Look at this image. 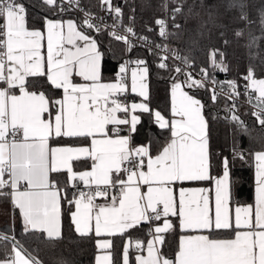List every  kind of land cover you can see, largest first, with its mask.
I'll list each match as a JSON object with an SVG mask.
<instances>
[{"label": "snow or ice", "instance_id": "6c2138e0", "mask_svg": "<svg viewBox=\"0 0 264 264\" xmlns=\"http://www.w3.org/2000/svg\"><path fill=\"white\" fill-rule=\"evenodd\" d=\"M43 3L53 10H68L61 7L64 0ZM100 3L102 11L113 18L109 35L130 50V37L135 33L131 28L124 29V34L117 31L122 9L114 7L112 0ZM67 5L79 9V0H67ZM181 11L179 5L171 9L173 22ZM26 14L22 2L0 0V195L10 196L24 231L40 233L47 240L59 238L66 201L75 231L82 237L88 236L93 226L96 237H113L125 235L142 223L150 225L147 256L138 255L136 264H264V151L253 154L255 203L237 206L233 217L227 159L222 175H209L208 124L200 100L182 91L181 83H173V118L169 121L155 112V122L170 132V138L152 157L147 147H133L130 136L121 134L122 126L129 132L136 130L140 122L137 110L150 112L144 103L128 105L119 98L127 91V64L120 65L115 82H102V53L88 33L102 31L103 18L94 23L92 14L85 11L81 25L46 19L42 31L26 26ZM240 19L247 21V16L242 13ZM155 24L161 37L171 35L164 19H156ZM174 27L179 29L180 25L174 23ZM45 32L46 57L41 51ZM236 35L243 33L237 31ZM216 55L217 50H212L211 67L225 71L223 53H219L220 61ZM173 58L192 67L190 57L174 53ZM167 59L162 57L158 66L167 68ZM132 63L139 67L145 62ZM147 71L146 66L140 67L139 79L135 69L131 74V91L145 99ZM174 71L180 73L182 69L177 66ZM201 74V81L188 74L184 85L207 90L211 83L210 98L216 102L218 82L204 69ZM40 77L62 90V96L51 99L43 91H29V78ZM77 77L82 82H76ZM244 79L248 82L244 94L250 97L249 102L255 100L252 115L264 128V79H257L252 68ZM226 85L231 89L230 98L239 95L235 82ZM220 87L223 91L224 85ZM231 119L243 127L237 115ZM77 167L84 170L77 171ZM61 180L67 187L61 186ZM206 180L215 183L214 211L207 189L183 187L185 182ZM68 187L77 189L71 199L67 198ZM98 198L103 203H98ZM177 228L180 238L171 260L156 245H162L164 234ZM222 232L230 233V238H213ZM0 243L11 245L0 264H41L15 236L0 233ZM96 246L110 249L113 245L111 240L98 239ZM136 248L142 250L141 242H136ZM96 264H113L111 255L98 256ZM123 264H129L128 245Z\"/></svg>", "mask_w": 264, "mask_h": 264}, {"label": "trees", "instance_id": "16d2710c", "mask_svg": "<svg viewBox=\"0 0 264 264\" xmlns=\"http://www.w3.org/2000/svg\"><path fill=\"white\" fill-rule=\"evenodd\" d=\"M27 9V25L32 28L41 27L46 18L74 17L81 25L84 17L75 12L53 10L48 8L43 0H18ZM114 7L122 9L119 23L123 27H131L133 32L147 41L160 44L167 43L172 53L181 57H190L194 70L202 69L209 73L210 78L219 80L224 88L231 91L226 82L233 81L237 92L244 97L242 82L252 68L255 77H264V0H112ZM165 4L168 5L165 8ZM100 0H83L84 11L98 15ZM181 6V13L172 20L171 9ZM247 16V21L241 20V14ZM112 17V16H111ZM110 17V18H111ZM168 20V31L171 33L167 40L159 35L156 19ZM250 21V23L248 22ZM179 24L180 28L174 27ZM85 32L88 30L85 28ZM241 31L243 35L237 36ZM97 41L102 53L101 73L104 79H115L120 65L124 64L126 56L132 66L136 59L143 58L149 73V95L146 99L150 112L142 114V124L138 130L131 133L134 145L146 144L150 154L158 153L169 140L170 132L159 128L153 120V110L156 109L164 116H170V85L174 80L183 82V72L177 73L176 64L169 60L167 68H160L161 56L146 48L131 45L126 53L123 43L102 31L88 33ZM212 50H217L216 59L221 60L223 53L225 71L211 67ZM28 88L45 92L49 97L59 93L46 81L45 77L29 78ZM198 96L204 107V116L208 124V143L210 159V176L219 175L223 171V161L227 159L230 174V202L232 205L246 204L253 201L254 196V161L253 154L264 150V128L252 115V110L240 104H234L228 97L217 95L218 100H211L212 91L209 87L188 88ZM235 105L233 108L232 105ZM237 115L243 127L238 126L231 117ZM66 141H60L65 143ZM242 154V158H241ZM81 167H77V170ZM189 182L188 184H205ZM61 180V186H65ZM74 188H69L67 198L71 199ZM8 195H0V205L8 203ZM172 221L178 223L175 217ZM147 223L125 235L113 236V264H119L123 242L129 239L132 243L141 242L148 237ZM15 238L42 264H94L96 253V236H80L71 221L69 206L65 201L61 215V236L54 240L44 239L40 233L25 232L18 225L13 229ZM179 228L175 232L164 235V243L160 246L162 255L173 259L177 247ZM230 233L222 232L213 237H229ZM11 251V245L0 243V259H5L6 252Z\"/></svg>", "mask_w": 264, "mask_h": 264}, {"label": "crops", "instance_id": "0c3cea01", "mask_svg": "<svg viewBox=\"0 0 264 264\" xmlns=\"http://www.w3.org/2000/svg\"><path fill=\"white\" fill-rule=\"evenodd\" d=\"M48 20H57V21H68V20H71L75 23H77L76 19L74 17H71V16H67V17H58V18H46ZM45 19V20H46ZM45 20H44V23L42 24L41 27H37V28H32V27H29L27 25V19H26V26L32 30V29H39V30H44L45 29ZM78 24V23H77ZM45 35V39L42 41V53L45 55H47V39H46V32L44 33ZM91 36V35H90ZM92 39H94L93 36H91ZM97 46H98V43H97ZM98 49H99V46H98ZM100 51V49H99ZM101 52V51H100ZM101 65H102V60H101ZM146 65H140L139 67L134 64L132 66H130L129 68V77H128V84H127V90L129 92V97H130V102H129V105L132 104V103H144L148 106V108L150 109L148 103L146 102V99L140 95H138V93H133L131 91V74H132V71L135 69L138 73V79H139V68L140 67H145ZM147 67V66H146ZM148 70V68H147ZM116 79L112 78V79H104L102 78V82L104 83H111V82H115ZM76 82H82V80L77 77L76 78ZM144 83L147 84V91H148V95H149V73L147 71V75H146V78L144 80ZM173 83H181L182 84V91H185L187 92L189 95L193 96L194 98L198 99L201 101V103L203 104L202 100L194 95L189 89L188 87H186L184 85L183 82H181L180 80H174L171 85H170V116L169 117H166L164 116L161 112V115L165 117L166 120H171L173 117L171 115V107H172V86H173ZM29 91H35L37 93L41 92L42 90H38V89H30L29 88ZM18 94V93H17ZM47 95V94H46ZM48 96V95H47ZM62 96V90H59V93L53 97H49L51 99H58ZM120 98V97H119ZM158 111L156 109L153 110L152 114H153V120L155 122V112ZM204 111V108L202 109V114L204 115L203 113ZM143 113H146V112H142V111H139L137 110V112L135 113L137 116H139L140 118V122L137 124L136 126V130L139 129V127L141 126L142 124V114ZM205 118V116H204ZM206 120V119H205ZM155 124L159 127V125L155 122ZM124 127V131L121 133L122 135H126V136H130V143L133 147H140V146H144V147H147L146 144H139V145H134V143L132 142V137H131V133L133 132H129L128 131V128L127 126H122ZM160 128V127H159ZM135 130V131H136ZM134 131V132H135ZM55 143V142H54ZM264 151V150H262ZM257 152H260V151H257ZM255 152V153H257ZM159 153V152H158ZM158 153H155V154H151L152 157H155ZM208 157H209V143H208ZM147 158H145L146 160ZM253 161H254V196H253V201L250 202V203H246V204H236V205H232L231 202H230V208H231V211H232V214H233V217H234V212H235V208L237 206H240V207H245V206H250V205H254L255 203V172H256V161L254 159V156H253ZM84 170L83 168H79L77 171H82ZM146 170V169H145ZM223 173V171H222ZM215 175L213 177H218L220 175ZM209 175H210V159H209ZM7 178V177H6ZM207 181V180H206ZM189 182H185L183 184V187L185 188H205L209 191V195H210V203H211V206L213 208V211H214V207H215V183H214V180H211L209 183H205V184H188ZM65 184V183H64ZM62 187H67V185L65 186H62ZM71 188V187H69ZM76 191L77 189L74 188ZM7 190V189H6ZM146 191V188L144 189ZM176 191H177V195H178V191H179V185L177 186L176 188ZM8 203L7 204H3V205H0V225L4 224V223H7V224H10L12 226V229H15V227L18 225H21L22 227H24L22 221H21V218H20V214H19V210L17 208H15L11 202V198L10 196H8ZM97 202L98 203H103V200L101 198H98L97 199ZM72 211H75V208L73 207L72 208ZM71 217V216H70ZM172 220V218H171ZM72 221V220H71ZM74 226V225H73ZM74 229H75V226H74ZM92 234H94V226H93V231L90 232ZM95 235V234H94ZM165 235V234H164ZM113 237H109V236H101V237H96V241H95V245H96V242L97 240H104V239H108V240H111L112 241V245H113ZM179 238H180V234L178 236V243H179ZM213 238H221V239H226V238H230L229 237H213ZM152 239V236L149 235V232H148V237L146 240L144 241H141V244H142V250L141 249H137L136 248V243H132L129 239H125V241L123 242V245H122V249H121V254H120V262L119 264H123V256H124V249H125V246L128 245V256H129V264H136V257L138 255H143V256H147V248H146V245H147V242ZM160 244H157L156 247L160 249ZM110 254L111 255V258H112V261H113V254H112V248L110 249H98L97 246H96V253H95V256H94V264H96V258L98 256L100 257H103L104 255H108ZM176 255V253H175ZM175 255L173 257L172 260L175 259ZM0 260H3V259H0Z\"/></svg>", "mask_w": 264, "mask_h": 264}, {"label": "built area", "instance_id": "2783aa9c", "mask_svg": "<svg viewBox=\"0 0 264 264\" xmlns=\"http://www.w3.org/2000/svg\"><path fill=\"white\" fill-rule=\"evenodd\" d=\"M61 7H68V10L67 11L78 13V14L82 15L85 18V16H84V12L85 11H80L79 10V9H83L84 10V8H83V0H79V9L78 8H75V7L68 6L67 5V0H64V4L61 5ZM100 17L103 18V23L101 24V27L107 29L108 31H111L110 26L113 24V18L107 12L102 11L101 5H100L99 14L98 15H92L93 22L94 23H100V21L97 19V18H100ZM164 20L167 22V24H169L167 18H165ZM119 25H120V23H119ZM105 26H109V27H105ZM126 28H131V27H123V26L120 25V27L117 28V31L120 34H124V29H126ZM140 38L141 37L140 36H137L136 34L134 36H131L130 37V39H131V45L142 46V47L146 48L150 52H157V53H159L161 57L167 56L168 59H167L166 63H168L169 60H171V61H173L176 64V66H178V67H180L182 69V72L184 74L183 82L185 81L186 76L188 74H190L197 81H201L203 79V76H202L201 72H198V71L194 70L193 67H185L181 60L174 59L173 58L174 53H172L170 51L169 46H168V44L166 42L163 43L162 45H160V44L152 43L150 41H147V40H144V39H140ZM161 38H163V37H161ZM163 39H165V41L167 40V38H163ZM119 42L120 43H123L125 45V43L123 41H119ZM157 45H159L160 47L158 48ZM125 48H126V53H127L128 50H129V47L125 45ZM165 48L167 49V51H163L162 50V49H165ZM137 60L144 61L143 58L136 59V61ZM124 64H127V71H126L125 77H126V84H128L129 68H130L131 65L129 64V59H128L127 56H126V58L124 60ZM115 79H117V75L115 76ZM215 81L218 82V84L216 86V89H215V92H216L217 95H223L225 97H228L231 101H233L234 104H240V105H242V106H244L246 108H249L252 111H254V108H253V104L255 103V100L254 99H252L251 102H249L250 97L249 96H246L245 94H244V97H241L240 95H237V96H234V97H231L230 98L229 95H228V93L230 91L227 90V89H225V88H224L223 91H221L220 85H222V83L219 80H215ZM247 83H248L247 81H243L241 83L242 86H243V93H245V85ZM208 87L210 89H212V84L211 83H208ZM253 95H255V94H253ZM120 99H121V101L123 103L129 105L130 97H129L128 90L126 91V93L124 95H122L120 97ZM6 191H10V189H7ZM149 228H150V225L148 227V232H149Z\"/></svg>", "mask_w": 264, "mask_h": 264}, {"label": "water", "instance_id": "95a60500", "mask_svg": "<svg viewBox=\"0 0 264 264\" xmlns=\"http://www.w3.org/2000/svg\"><path fill=\"white\" fill-rule=\"evenodd\" d=\"M0 233L8 234L9 236H14L12 226L10 224L4 223L0 225ZM16 239V238H15ZM17 240V239H16ZM18 241V240H17ZM20 243V242H19ZM21 244V243H20ZM22 245V244H21ZM24 247V246H23ZM26 249V248H25ZM29 252V251H28ZM42 264V263H41Z\"/></svg>", "mask_w": 264, "mask_h": 264}, {"label": "rangeland", "instance_id": "374dc122", "mask_svg": "<svg viewBox=\"0 0 264 264\" xmlns=\"http://www.w3.org/2000/svg\"><path fill=\"white\" fill-rule=\"evenodd\" d=\"M257 79H264V77H261V78H257Z\"/></svg>", "mask_w": 264, "mask_h": 264}]
</instances>
